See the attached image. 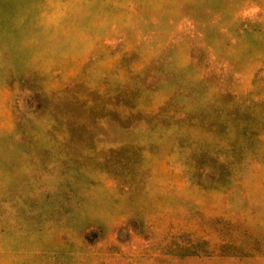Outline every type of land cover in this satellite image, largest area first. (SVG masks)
I'll use <instances>...</instances> for the list:
<instances>
[{
	"label": "rangeland",
	"instance_id": "1",
	"mask_svg": "<svg viewBox=\"0 0 264 264\" xmlns=\"http://www.w3.org/2000/svg\"><path fill=\"white\" fill-rule=\"evenodd\" d=\"M0 264H264V0H0Z\"/></svg>",
	"mask_w": 264,
	"mask_h": 264
}]
</instances>
